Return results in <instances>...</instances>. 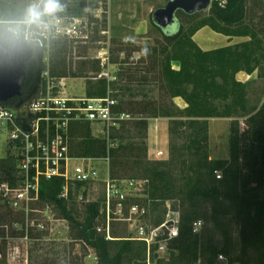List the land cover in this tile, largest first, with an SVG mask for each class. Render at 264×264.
<instances>
[{"label":"trees","instance_id":"trees-1","mask_svg":"<svg viewBox=\"0 0 264 264\" xmlns=\"http://www.w3.org/2000/svg\"><path fill=\"white\" fill-rule=\"evenodd\" d=\"M32 1L39 0H0V20L28 19ZM257 1L212 0L207 11L188 14L178 10L175 31L157 25L151 14L152 23L162 35L153 48V61L159 67L161 87L168 99L157 100L144 91L151 68L139 78L134 71H120V80L97 75L88 78L87 96H112L118 101L115 110L129 113L132 119L112 128L111 142L94 136L90 122H74L71 153L109 156L112 178L145 180L142 201L135 200L141 205L134 204L145 208L143 215L154 226L164 222L167 202L172 201L171 207L180 212L179 235L168 244L169 257L164 258L154 244L148 260L144 240L115 230H111L109 239L104 231H98L100 220H105L99 201L90 202L79 219L69 206L72 189L68 198L60 196L63 178L42 177L38 201L53 206L69 222L73 237L94 250L98 264H220L219 256H225L227 264H264V12L256 11ZM88 2L59 0L58 10L84 16ZM91 2L90 8L96 7ZM40 6L43 8L42 3ZM205 26L226 36L249 39L203 49L194 35ZM6 28L0 25V39L9 37ZM68 50L66 38L53 42L49 60L52 76H68ZM36 71H28L19 99L30 98ZM240 72L257 75L240 80ZM72 74L89 76L86 68ZM129 80H136L138 87L132 88ZM140 94L145 98L137 100ZM175 97H181L186 106L178 105ZM155 117L168 118V158L148 156V119ZM216 117L232 119L228 158L209 155V119ZM0 180L17 182L16 159L10 150L7 157L0 158ZM196 220L212 227L205 225L194 232ZM231 223L239 231L238 254L233 253ZM217 232L222 235L221 241L216 239Z\"/></svg>","mask_w":264,"mask_h":264},{"label":"rangeland","instance_id":"rangeland-1","mask_svg":"<svg viewBox=\"0 0 264 264\" xmlns=\"http://www.w3.org/2000/svg\"><path fill=\"white\" fill-rule=\"evenodd\" d=\"M92 1L96 3V7L90 8L92 3L90 0L87 3L89 9L86 10V15L79 17L81 18L79 22L81 24L80 34L83 36L77 39L66 38L69 43V50L66 53L68 71L66 93L74 96H85L87 80L93 75L98 77L101 75L110 80H120L122 78L118 74L120 71H134L135 78H139L141 74L151 68L152 71L147 74L148 79L144 83V91L148 92L149 97L157 100L168 99L161 87L162 81L159 67L154 64L152 56L153 48L160 43L162 35L151 20L152 12L160 6H164L168 0ZM21 2H24V0H21ZM40 4L41 0L30 3L31 8H37L41 11L42 14L38 19L47 20L48 22V26L45 25L46 23L41 22L33 26L39 32H44L49 36L53 22L66 24L71 20V16L65 11L64 13L60 10L51 14L44 13ZM255 8L258 14L264 12V0H258ZM258 19L256 18V21ZM0 25L6 24L0 23ZM175 29L176 24L168 27L169 31H175ZM206 30L203 32L199 31L195 38L199 41H204L202 37L204 34L205 40H207L206 42L211 49L249 39L244 36L238 38L226 36L215 32L210 27H207ZM125 37H130L131 39L126 42ZM55 40L57 39H53L51 42L50 54ZM125 59L129 62L122 63ZM132 60L133 62H131ZM174 67H177V64H174ZM80 68H86L89 76L74 77L72 73L80 72ZM256 75L257 73L253 75L240 73L238 78L247 80L256 77ZM124 79L127 80L126 77ZM129 81L132 83V88L138 87L134 83L136 80ZM141 98H145L143 94H140L137 100ZM177 102L181 105L185 103L180 98L177 99ZM231 120V118L227 117H217L212 118L211 122L209 121V155L211 158L229 157V128ZM241 125L246 127L243 120H241ZM149 132L150 118L148 119V136ZM8 141V132L0 124V158L9 155ZM163 151V158H168L169 139L168 149H163ZM97 165L100 169L101 177L104 178L109 162L100 160ZM2 182L4 181L0 180V187ZM142 190H135L133 196L129 197L130 200L126 203V206L130 203L140 204L135 200L139 199L142 201L144 196ZM104 194L105 190L102 180L97 184L88 185L86 188L73 186L69 206L79 219L84 217L87 205L93 201H99L101 212H104ZM169 204L172 206V201ZM29 208L31 210L27 213L21 207L18 209L12 207L3 198L0 190V262H6V264H98L94 250L81 239L73 237L69 222L62 218L53 206L45 205L39 201H30ZM123 216L125 218L120 213H117V207H114L110 222L112 232L115 230L116 232L137 237L140 235L139 225L145 224L148 228L154 226L144 215L136 214L132 216L131 220L126 219V217H129L127 207ZM105 221L106 215L105 220L103 218L100 220L101 228ZM41 224L44 226L43 228L39 227ZM205 225L209 228L212 227V224L203 222V226ZM229 227L233 236V253L238 254L240 249L239 231L235 223H231ZM105 234L107 235V232ZM216 239L218 241L222 240L220 232L216 233ZM161 255L164 258H168V248L161 252ZM218 261L220 264H227L225 256H219ZM197 264H200V262ZM235 264L241 263L237 262Z\"/></svg>","mask_w":264,"mask_h":264},{"label":"built area","instance_id":"built-area-1","mask_svg":"<svg viewBox=\"0 0 264 264\" xmlns=\"http://www.w3.org/2000/svg\"><path fill=\"white\" fill-rule=\"evenodd\" d=\"M68 23L53 22L51 33L47 36L33 26L46 23L47 20L6 19L0 23L7 25L9 37L34 41L43 52V70L36 92L24 101L19 108L15 103L0 102V124L8 132V144L11 153L16 159L17 182L11 184L4 181L0 190L3 198L12 207L29 212L30 201H38L40 196V180L44 178L61 177L64 185L61 197L68 198L73 186L86 188L103 181L104 184V213L105 226L97 227L98 231L107 232L111 236V214L114 207L117 213L124 217L127 207L131 220L133 215H143L145 208L138 204L126 202L133 196L135 190H142L145 180L142 179H114L110 176L109 166L104 178L101 177L98 161L109 162V156L73 155L71 153L74 122H90L92 134L106 138L111 142L110 134L121 121L132 119L126 112L115 110L117 100L110 95L106 97L74 96L66 93V77H54L49 70L50 46L53 39L82 37L79 16H71ZM47 49V50H46ZM101 76V75H100ZM19 117V118H18ZM18 119V121H17ZM20 122L26 124L25 129ZM164 151L158 150L157 159L164 157ZM166 158V157H165ZM216 176L221 177L220 173ZM140 184V185H139ZM140 186V188H139ZM125 206V208H124ZM166 218L159 226H138L140 235L136 238L144 240L148 246V260L151 255V246L158 244V252L165 251L173 238L179 235L180 212L173 209L167 202ZM125 218V217H124ZM203 221L193 222L194 232L202 229ZM39 227H44L42 224Z\"/></svg>","mask_w":264,"mask_h":264},{"label":"water","instance_id":"water-1","mask_svg":"<svg viewBox=\"0 0 264 264\" xmlns=\"http://www.w3.org/2000/svg\"><path fill=\"white\" fill-rule=\"evenodd\" d=\"M211 3L212 0H168L164 6H160L152 12V18L157 25L166 29L177 23L176 13L178 10L193 14L209 9ZM34 56L38 57L41 65L37 68L36 83L29 97L36 92L41 80L43 52L38 50V45L34 41L13 39L11 37L0 39L1 103L11 104L14 98L23 96L28 78V66ZM24 101L20 99L16 102L15 108L19 109ZM20 124L29 130L26 124L23 122H20Z\"/></svg>","mask_w":264,"mask_h":264},{"label":"crops","instance_id":"crops-1","mask_svg":"<svg viewBox=\"0 0 264 264\" xmlns=\"http://www.w3.org/2000/svg\"><path fill=\"white\" fill-rule=\"evenodd\" d=\"M208 26H205L203 28H201L199 31H207ZM198 31V32H199ZM197 32V33H198ZM196 33V34H197ZM207 33V32H206ZM205 33V34H206ZM195 34V35H196ZM194 35V39L195 41L203 48V49H211L208 46V43L206 42L207 40H205V35L203 34L202 37L204 38L203 40H197L195 38ZM241 37V36H238ZM237 36L233 37V38H238ZM248 38V37H247ZM247 40V39H246ZM244 41V40H242ZM240 42V41H238ZM233 44V43H232ZM240 73H244V72H240ZM238 73V75L240 74ZM247 74V73H246ZM237 75V77H238ZM239 79V78H238ZM241 80V79H240ZM181 97H175L174 101L177 102V99ZM183 100V99H182ZM184 101V100H183ZM185 102V101H184ZM178 105H180L181 107L186 106V102L181 105L179 102H177ZM217 118V117H216ZM212 118L209 119V121L211 122ZM209 122V125H210ZM162 132V133H161ZM163 150V149H168V118L165 117H155V118H150V132H149V136H148V155L150 158H154L155 157V153L157 150Z\"/></svg>","mask_w":264,"mask_h":264},{"label":"clouds","instance_id":"clouds-1","mask_svg":"<svg viewBox=\"0 0 264 264\" xmlns=\"http://www.w3.org/2000/svg\"><path fill=\"white\" fill-rule=\"evenodd\" d=\"M41 3L43 5V12L44 13H49V14L54 13L60 7L59 0H41ZM41 14H42L41 11L38 10L37 8H32L29 10V17L32 20L38 19ZM124 39L127 42L131 38L125 37Z\"/></svg>","mask_w":264,"mask_h":264},{"label":"flooded vegetation","instance_id":"flooded-vegetation-1","mask_svg":"<svg viewBox=\"0 0 264 264\" xmlns=\"http://www.w3.org/2000/svg\"><path fill=\"white\" fill-rule=\"evenodd\" d=\"M38 50H41L40 48H38ZM43 64V63H42ZM41 65V62L39 61V59H38V57L37 56H34L33 58H32V60L30 61V63H29V66H28V71L29 70H37V68H39V66ZM34 87V86H33ZM33 87L30 89V91L28 92V93H31L32 92V89H33ZM19 99V98H21V97H16V98H14L13 100H15V99ZM20 100V99H19Z\"/></svg>","mask_w":264,"mask_h":264}]
</instances>
